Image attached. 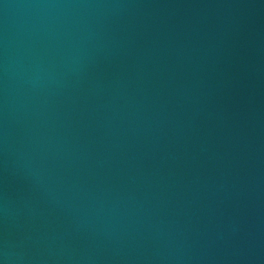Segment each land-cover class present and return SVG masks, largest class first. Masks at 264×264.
I'll return each mask as SVG.
<instances>
[{
    "label": "water",
    "instance_id": "95a60500",
    "mask_svg": "<svg viewBox=\"0 0 264 264\" xmlns=\"http://www.w3.org/2000/svg\"><path fill=\"white\" fill-rule=\"evenodd\" d=\"M0 264H264V0H0Z\"/></svg>",
    "mask_w": 264,
    "mask_h": 264
}]
</instances>
